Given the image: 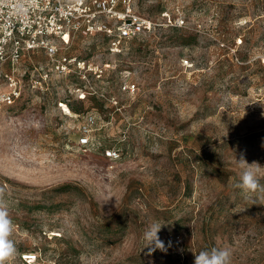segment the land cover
Returning a JSON list of instances; mask_svg holds the SVG:
<instances>
[{"label":"rangeland","instance_id":"obj_1","mask_svg":"<svg viewBox=\"0 0 264 264\" xmlns=\"http://www.w3.org/2000/svg\"><path fill=\"white\" fill-rule=\"evenodd\" d=\"M136 8L153 28L121 52L101 34L59 50L84 61V81L42 50L20 61V94L0 104V188L18 255L193 264L194 253L227 247L232 264H264V205L230 185L241 153L264 166V0H137ZM126 82L134 88L122 89ZM8 84L1 73L0 93ZM90 112L97 120L83 147L79 124ZM107 147L119 156L104 158ZM153 222L164 250L145 247Z\"/></svg>","mask_w":264,"mask_h":264},{"label":"built area","instance_id":"obj_2","mask_svg":"<svg viewBox=\"0 0 264 264\" xmlns=\"http://www.w3.org/2000/svg\"><path fill=\"white\" fill-rule=\"evenodd\" d=\"M136 5L137 0H0V74L9 81V88L0 93V104L12 103L19 96L14 75L23 56L34 50L45 52L59 72L72 71L84 81V61L60 55L59 50L74 39L101 34L109 39V51L121 52L127 41L139 39L153 28V21L138 12ZM87 69L94 67L89 64ZM93 74L101 75L94 70ZM134 86L126 82L122 89ZM79 98H84V93ZM96 120L90 112L79 124L80 146L92 143ZM102 155L113 160L119 153L107 147ZM40 261L38 251L25 250L9 264Z\"/></svg>","mask_w":264,"mask_h":264},{"label":"clouds","instance_id":"obj_3","mask_svg":"<svg viewBox=\"0 0 264 264\" xmlns=\"http://www.w3.org/2000/svg\"><path fill=\"white\" fill-rule=\"evenodd\" d=\"M235 160L240 172L238 180H230L231 187L240 189L245 200L264 205V183H261V179H264V166L256 161L249 163L244 153H241L238 159L235 157ZM161 227L160 222L147 226L143 233L145 247L155 244V248L164 250L163 242L158 237ZM14 229L15 224L9 213L4 189L0 188V264H9L18 255L16 242L12 238ZM231 258L232 252L229 248L212 247L194 253L193 264H232Z\"/></svg>","mask_w":264,"mask_h":264}]
</instances>
